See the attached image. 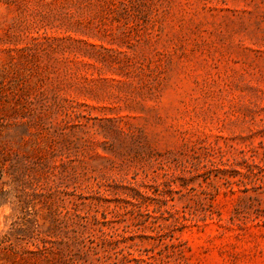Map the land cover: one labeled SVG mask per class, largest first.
I'll return each mask as SVG.
<instances>
[{
	"label": "rangeland",
	"instance_id": "1",
	"mask_svg": "<svg viewBox=\"0 0 264 264\" xmlns=\"http://www.w3.org/2000/svg\"><path fill=\"white\" fill-rule=\"evenodd\" d=\"M0 247L264 264V0H0Z\"/></svg>",
	"mask_w": 264,
	"mask_h": 264
},
{
	"label": "trees",
	"instance_id": "2",
	"mask_svg": "<svg viewBox=\"0 0 264 264\" xmlns=\"http://www.w3.org/2000/svg\"><path fill=\"white\" fill-rule=\"evenodd\" d=\"M3 248H4V247H3ZM36 248H37V250H35V251H34V250H28V249H27V251H28V252L31 251V252H34V253H35V252H43V250H44L43 247H42L41 245H39V244L36 245ZM0 249H1V247H0ZM15 253L17 254L18 252L15 251Z\"/></svg>",
	"mask_w": 264,
	"mask_h": 264
}]
</instances>
